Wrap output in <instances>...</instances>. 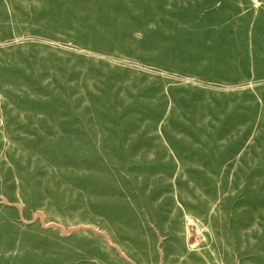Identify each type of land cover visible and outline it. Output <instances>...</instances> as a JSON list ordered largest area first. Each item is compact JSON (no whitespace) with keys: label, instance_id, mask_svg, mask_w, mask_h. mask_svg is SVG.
I'll return each instance as SVG.
<instances>
[{"label":"rangeland","instance_id":"obj_1","mask_svg":"<svg viewBox=\"0 0 264 264\" xmlns=\"http://www.w3.org/2000/svg\"><path fill=\"white\" fill-rule=\"evenodd\" d=\"M0 264H264V0H0Z\"/></svg>","mask_w":264,"mask_h":264}]
</instances>
